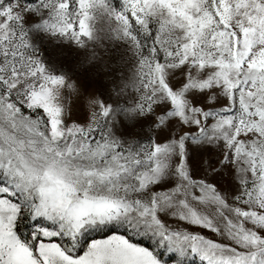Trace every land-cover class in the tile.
Instances as JSON below:
<instances>
[{
    "label": "snow or ice",
    "instance_id": "6c2138e0",
    "mask_svg": "<svg viewBox=\"0 0 264 264\" xmlns=\"http://www.w3.org/2000/svg\"><path fill=\"white\" fill-rule=\"evenodd\" d=\"M100 6L135 52L121 90H135L129 111L145 118L148 142L116 135L99 96L87 118L65 114L53 94L75 85L30 49L25 12L82 44ZM221 143L194 174L192 147ZM228 167L234 187L222 190L213 177ZM52 168L66 171L68 191L49 195ZM0 177V264H163L121 232L77 254L85 232L113 224L207 264H264V0H125L121 11L106 0H0Z\"/></svg>",
    "mask_w": 264,
    "mask_h": 264
},
{
    "label": "rangeland",
    "instance_id": "374dc122",
    "mask_svg": "<svg viewBox=\"0 0 264 264\" xmlns=\"http://www.w3.org/2000/svg\"><path fill=\"white\" fill-rule=\"evenodd\" d=\"M25 2L38 5V0H25ZM106 3L108 9L121 11L125 8V0H106ZM92 13L90 25L94 28V34L91 37H85L81 44L39 27L41 17L36 11L25 12L23 22L28 29L30 49L39 55L51 74L64 76L68 84L75 83L76 89H78L75 94L67 87L63 89V95L69 103L72 116L80 119L87 118L89 115L87 98L99 96L106 103L112 105L114 119H111V127L116 135L121 138H131L135 135L138 143L148 142L152 139V134L142 126L145 118L134 116L129 111L137 98L135 90L130 87L121 90L122 81L127 80L136 67L135 58L130 57L129 44L127 40L120 39L113 33L112 25L116 21L110 11L100 6L92 9ZM137 128L140 130L135 131ZM221 149L222 143L192 147L190 160L194 174L201 171L200 161L205 155L213 153L219 155ZM210 163L214 164L215 160H211ZM2 180L3 178L0 177V182ZM213 180L222 190H232L234 187L230 167L215 174ZM166 182L171 185L174 180L169 178ZM169 223H175V220L170 218ZM32 226V222H27L21 225L18 230L27 239ZM201 231L208 238H216L210 230L203 229ZM112 232L128 234L130 238H133L132 240H136L133 242L145 247L148 246L140 242L149 244L151 248H148L156 250L158 258L163 261V264H176L177 261L179 264H207L199 254L191 253L181 257L178 250L170 251L167 245L159 246V241L152 234H133L126 226L118 224L85 232L81 237L77 254H82L92 239L104 238ZM99 235L104 236L96 237Z\"/></svg>",
    "mask_w": 264,
    "mask_h": 264
},
{
    "label": "clouds",
    "instance_id": "9594fccd",
    "mask_svg": "<svg viewBox=\"0 0 264 264\" xmlns=\"http://www.w3.org/2000/svg\"><path fill=\"white\" fill-rule=\"evenodd\" d=\"M98 8V7H96ZM112 31L113 33L117 35L119 32V25L117 22H115L112 25ZM94 34V28L92 27V35ZM120 39H123L122 37L118 36ZM129 44V43H128ZM129 52H130V57H134L135 52L131 48V45L129 44ZM133 70L131 74L129 75V79L133 77L134 75ZM75 85V83H72ZM76 87V86H75ZM78 91V89H77ZM75 94V93H74ZM95 97H88L87 98V107H88V101L89 99H94ZM52 102L55 104H59L61 107L65 109V114H70V108H69V103L66 101L65 96L63 95V86H59L55 89V92L52 97ZM46 180V185H47V191L49 195H57L63 192H66L69 190V185L71 181L68 178V175L66 171L58 169V168H52L49 170L47 176L45 177Z\"/></svg>",
    "mask_w": 264,
    "mask_h": 264
},
{
    "label": "trees",
    "instance_id": "16d2710c",
    "mask_svg": "<svg viewBox=\"0 0 264 264\" xmlns=\"http://www.w3.org/2000/svg\"><path fill=\"white\" fill-rule=\"evenodd\" d=\"M102 236H104V235H99V236H96V237H102ZM131 239H133V238H131ZM133 241H136V240H133ZM140 243H143L144 245H146V246L151 248V246L149 244H147V243H144V242H140ZM160 256H162V254H160Z\"/></svg>",
    "mask_w": 264,
    "mask_h": 264
}]
</instances>
